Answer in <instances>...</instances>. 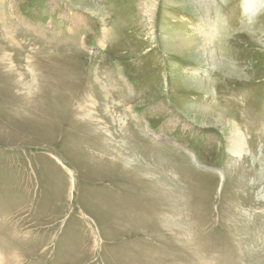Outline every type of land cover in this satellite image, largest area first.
Listing matches in <instances>:
<instances>
[{"label":"rangeland","instance_id":"obj_1","mask_svg":"<svg viewBox=\"0 0 264 264\" xmlns=\"http://www.w3.org/2000/svg\"><path fill=\"white\" fill-rule=\"evenodd\" d=\"M74 1L7 0L27 33L0 53V264H264V0ZM93 72L107 131L84 116Z\"/></svg>","mask_w":264,"mask_h":264},{"label":"bare ground","instance_id":"obj_2","mask_svg":"<svg viewBox=\"0 0 264 264\" xmlns=\"http://www.w3.org/2000/svg\"><path fill=\"white\" fill-rule=\"evenodd\" d=\"M80 1L81 0H77V3L74 1V4L78 5L80 3ZM155 1L156 0H144L142 2L143 3L142 5L144 7V14H146L147 16H150V15L153 14ZM164 2L168 3L169 0H164ZM243 2H244V5L246 6L245 7V11L246 12L248 11V13L250 12V9L253 10V8H255L254 7V1L243 0ZM6 4H7V0H0V39L1 40L2 39L6 40L4 43L2 42V44H3L2 46L0 45V53L2 54L1 59L7 61V64H8L9 60L11 58L10 57L11 55L8 53V51L13 50L14 48H21L22 49V47H20V46H22L23 44L26 45V42H25L26 40L21 39V37L24 34H26L27 32L22 30L18 25H16V23L13 21V11L8 9ZM97 10L98 11L95 12V13L93 12V9L91 11L98 18H100V20L102 21V23L104 25V27H103L104 31H103L101 37H104L105 39H107L108 38V36H107L108 34H107V30H106L107 22L105 21V13H104V11L101 10V8H99ZM205 15H206L205 21L208 22V27L212 26L213 23H214V20H212L211 18H208L207 14H205ZM221 19L222 18H219V19L215 20V24H217V25H215V27H217L218 24L220 22H222ZM111 23L116 25V26L119 24L118 21H114V22H111ZM210 30H211V27L209 29V35H207L208 37H206V39H208L211 36V34H210L211 31ZM207 32H208V30H207ZM162 40H163V42L164 41L168 42L169 40H172L171 41L172 43L169 44V45L172 47L171 49H173V51L175 50V48H176L175 46L176 45H177V47L180 48V46H178L179 44L177 43V41H175L174 39L171 38V35L170 36L166 35V37L163 38ZM195 40H197V39H195ZM199 42H201V40ZM190 46H192L191 43H190ZM169 47H168V49H170ZM195 47H196V49H197V51L199 53H201V50H203V53L209 52V56L211 58L210 60L213 62L214 50L210 46L207 45L206 41L200 46V48L197 45ZM168 51L171 52L170 50H168ZM12 59L13 58H11V61L9 63L11 67L13 66ZM221 60L222 61L217 64V67H216L217 70L219 69L221 73L227 74L229 76L230 75L231 76L232 75H234V76L235 75H239L238 66L232 64L231 61L227 60L226 58L222 57ZM19 70H21V68H19ZM29 72H31V71H29ZM29 72H27L28 75H30ZM24 73H26V71H24ZM93 77H94L93 78V82H92L93 85H94L93 88H96L99 91V93H98L99 99H96L95 96H93V97L90 96V98L88 97V99L85 101L84 116H87V118L91 119L93 122L97 123L102 128L104 127L105 131H107L110 128V124H111V120L110 119L114 117V115H112L111 113L108 114V111H109L108 109L109 108H108L107 103L109 101V98H108L109 93L107 92L106 89L102 88V87H104V83L98 81V79H100L102 77H100V75L96 76V74L94 72H93ZM179 77L182 78L183 83L189 82V83H191L193 85L195 84L198 87V88H196V90H198V91L202 90V91L206 92L207 85H208L207 82L208 81L203 79V78H201L200 76L198 77L196 74H192V73H190L187 76L186 72L180 71V76ZM93 98L95 99V101L93 100ZM129 100L132 101L131 99H128V97H127L126 101L124 103H128ZM112 106L115 108L114 111H115V115H116L117 114V110L121 111L122 103L119 102V101H116ZM197 106H198V108H196L195 114L199 113L200 111H203V110L207 111L208 109H210V108H208V109L204 108L203 106H200V105H197ZM208 111L211 112V109L208 110ZM96 115H102L104 117V121L101 122V121L97 120L96 119ZM214 119L216 120V122H218L220 125H222V128L226 129V133H227V137H228V149H229V151L232 154L236 155L237 157H240L241 155H243L246 152L245 151V148H246V143H245L246 135H245L244 132H242L241 126L239 124H237L236 121H234V120H229V119L226 120V119H224V117H222V114L220 116V114L216 113L214 115ZM225 121H226V125H224ZM124 123L125 122H123V124ZM108 137L110 139V142H112L113 139H114L113 138L114 135L108 136ZM113 149L115 150V148H113ZM116 151L119 152L120 150H116ZM116 151H114V152H116ZM119 154H121V152ZM123 155H124V153H123ZM126 158H127V156H126ZM193 159H194V157H193Z\"/></svg>","mask_w":264,"mask_h":264}]
</instances>
